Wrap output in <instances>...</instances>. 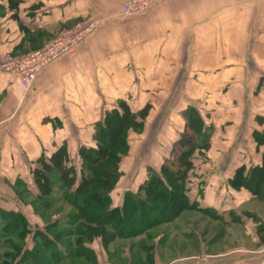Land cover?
Wrapping results in <instances>:
<instances>
[{
	"label": "crops",
	"instance_id": "1",
	"mask_svg": "<svg viewBox=\"0 0 264 264\" xmlns=\"http://www.w3.org/2000/svg\"><path fill=\"white\" fill-rule=\"evenodd\" d=\"M123 1L20 0L12 9L8 0H0V64L6 53L22 55L62 29L98 21L72 52L44 67L28 89L0 69V237L6 215L17 213L26 223L23 249L37 247L45 264H264L258 222L241 225L242 210L264 222V215L246 202L260 197L214 179L207 181L203 196L195 198L197 206L217 209L219 214L213 215L224 222L230 219L226 212L237 210L233 231L220 222L217 230L210 227L216 218L201 211L204 227H186L191 232L184 233L177 226L180 218L187 217L183 210L133 236L95 235L84 242L90 258L74 255L70 231L60 236L57 260L36 236L35 229L72 228L65 211L53 210L57 203L61 208L68 205L58 176L48 175L50 191L44 195L34 180V171L41 169L39 157H49L64 144L68 161L79 167V147L95 146L94 125L116 101L125 100L130 106V100L145 102L147 92L178 90L203 100L210 92H232L230 98L242 99L234 103L231 98L234 108H243L245 98L253 101L255 91L264 98V88L257 85L264 74V0H163L130 16L120 14ZM252 146L253 165H259L262 147L257 149L253 138ZM241 159L227 179L245 162ZM143 178L137 181L122 172L110 192L111 204L120 206L125 193L136 192ZM54 221L59 224L48 227ZM230 231L234 237L228 244L225 237ZM192 234L198 237L191 239ZM215 235L218 240L211 241Z\"/></svg>",
	"mask_w": 264,
	"mask_h": 264
},
{
	"label": "trees",
	"instance_id": "2",
	"mask_svg": "<svg viewBox=\"0 0 264 264\" xmlns=\"http://www.w3.org/2000/svg\"><path fill=\"white\" fill-rule=\"evenodd\" d=\"M8 1L12 9H16L20 2ZM257 85L264 88V74L259 76ZM149 110V103L133 111L125 100H118L95 123V146L79 147V167L68 161L64 144H60L49 157H39L41 169L34 171V180L41 193H49L48 175L56 174L64 200L76 209V212L67 214L70 217L67 221L72 228L51 229L50 232L46 228L35 229L36 236L51 250L53 260L61 255L58 251L60 236L70 231L74 234V255L90 258L84 242L97 234L108 239L133 236L154 223L174 218L183 209L194 208L187 203V195L183 190L187 172L193 167L191 154L196 148L207 150L210 144L205 134V122L198 109L192 106L182 111L183 131L171 144L170 158L163 161L158 171L149 169L146 180L136 192H126L120 206L111 204L110 192L120 174V148L126 146L125 131L129 127H140ZM256 121L262 127L253 131L252 138L257 149L262 147L261 163L252 167L247 174L244 173L243 165L238 166L229 181L233 187L242 186L258 195L264 186V116H258ZM6 216L3 232L11 249L3 253L2 264H45L37 247L23 249L27 232L23 217L17 213H8ZM231 220L238 219L232 217ZM255 221L258 222V239L264 242V222L258 218ZM58 224V221H54L48 227ZM15 236L17 241L13 238Z\"/></svg>",
	"mask_w": 264,
	"mask_h": 264
},
{
	"label": "rangeland",
	"instance_id": "3",
	"mask_svg": "<svg viewBox=\"0 0 264 264\" xmlns=\"http://www.w3.org/2000/svg\"><path fill=\"white\" fill-rule=\"evenodd\" d=\"M232 94V92L227 91H214L207 93L205 96L206 99L203 100L192 98L190 96L191 93H186L183 90L170 92L161 91L147 92L145 94V102H140V104L133 100L129 101L133 111H137L144 104L148 103V100L155 104L150 105L148 116L140 127L127 128L124 135L126 138V146L120 148V150H122L118 163V167L122 170L120 174L123 172V174L135 176L137 181L140 180L141 177H144L143 179L145 181L149 169L158 171L163 161L170 158L171 144L183 131V110L188 108V106L195 107L198 109L205 122V134L209 140L210 148L208 150L196 148L191 154L194 167L187 172L183 190L187 195V203L194 206V208H190L191 210L188 211L187 209H183L186 211L187 217L184 216L180 218L177 226L179 228H184L182 229L184 233L188 234L191 232V230L188 232L186 227L196 230H200L201 227H204L205 221L202 220L203 217L200 215L201 211L209 212L211 216L213 214H219L217 209H206L197 206L200 202L196 201L195 198L203 196V191L207 188L206 183L209 179L219 180V182L216 183L222 184V186L225 184L227 186L231 185L229 180L234 173L229 179L226 177L229 175L230 171H232V167L239 162L241 157V160L245 161L241 164L245 168V174L249 173L252 167H254L255 151L252 146V133L258 127L256 123L257 114H264V98L259 96V92L255 91L253 93V101H247L245 98V106L243 108H234V103L242 101V99H234L231 97L234 99V103H232L233 100L230 98ZM251 101L253 105H249L248 102L251 103ZM182 105L184 106L180 107ZM239 154L241 155L239 156ZM259 192L258 197L260 198H258V200H255L256 198H250L246 202H248L247 205H250V207L252 206L251 208L257 209L264 215V186L261 187ZM226 194L230 196L231 192L229 195L227 192ZM243 205L245 206V204ZM61 207L62 204L57 203V205L55 204L53 206V210L60 209V212L65 211L67 214L76 212L74 206L69 204H65L64 208ZM236 211L237 210H230L226 212L225 217H230V219H232V217H235ZM189 212L191 214H187ZM196 212L198 213L196 214ZM241 214L243 217L242 227H245V225L247 227L251 220L253 221L258 218L254 213L248 210H242ZM215 215H213V217L216 218V221H220L211 222L212 224L210 227H215L214 229L217 230V228H220L217 223L220 222L223 224L222 227L226 224V228L233 231L234 224H231L233 221L228 219L224 222L222 217L220 219ZM65 219L70 220V217H66ZM231 231V234L225 237L228 239V244H231L232 238L234 237ZM4 237L5 236L0 237L1 254L3 253V249L6 250L8 247L11 249L7 244V238ZM197 237V234H192L190 238L195 239ZM217 238H219L217 235L211 236V241ZM64 243L67 246V243ZM195 248H197V245H195ZM175 249L176 248L172 249L173 254L177 253Z\"/></svg>",
	"mask_w": 264,
	"mask_h": 264
},
{
	"label": "built area",
	"instance_id": "4",
	"mask_svg": "<svg viewBox=\"0 0 264 264\" xmlns=\"http://www.w3.org/2000/svg\"><path fill=\"white\" fill-rule=\"evenodd\" d=\"M161 1L163 0H124L120 14L122 16H130ZM97 26V20H89L84 24L78 23L72 27L62 29L39 48L30 50L22 55L6 53L0 64V69L17 77L24 88L28 89L36 75L44 67L58 57L72 52Z\"/></svg>",
	"mask_w": 264,
	"mask_h": 264
}]
</instances>
